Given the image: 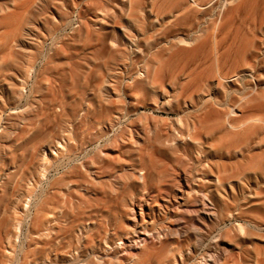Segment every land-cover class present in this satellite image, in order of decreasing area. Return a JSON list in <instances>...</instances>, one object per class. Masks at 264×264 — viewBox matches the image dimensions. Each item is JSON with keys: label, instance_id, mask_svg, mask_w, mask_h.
Masks as SVG:
<instances>
[{"label": "rangeland", "instance_id": "obj_1", "mask_svg": "<svg viewBox=\"0 0 264 264\" xmlns=\"http://www.w3.org/2000/svg\"><path fill=\"white\" fill-rule=\"evenodd\" d=\"M129 2L0 0V264H127L142 232L128 208L158 193L171 203L146 216L149 249L199 225L190 264H264V129L222 127L228 107L264 118V0ZM194 127L202 147L180 141Z\"/></svg>", "mask_w": 264, "mask_h": 264}, {"label": "bare ground", "instance_id": "obj_2", "mask_svg": "<svg viewBox=\"0 0 264 264\" xmlns=\"http://www.w3.org/2000/svg\"><path fill=\"white\" fill-rule=\"evenodd\" d=\"M134 0H130L129 5L132 8ZM22 23V22H20ZM19 26V25H18ZM13 33V32H12ZM183 42V41H181ZM184 43V42H183ZM186 43V42H185ZM184 43V44H185ZM189 43V42H187ZM164 64V63H163ZM158 69V68H157ZM156 69V70H157ZM155 70V72H156ZM156 74V73H155ZM146 75L148 77H150L149 75V71L147 70ZM154 77V76H153ZM238 74L233 75L231 78L233 79H237ZM220 85L223 86V82L222 81H226V78H220ZM255 81V80H254ZM155 84V83H154ZM256 84V83H255ZM25 90V89H24ZM160 94L162 95H167L168 91L165 87L161 88ZM206 99V98H205ZM201 102H203V98L200 99ZM192 106H196L197 102H190ZM219 107V106H218ZM236 115H237V111L235 108L232 107H228V110L226 112L225 115V119L222 122V127H225L227 130L230 131V133L233 136H238V135H244L247 134L249 132H251L254 129H264V118L263 117H259V116H255V117H250L248 119H245L241 122L235 123L236 122ZM120 124V118L116 117L112 122H111V128H116V126ZM220 124V123H219ZM218 125V124H215ZM113 134V133H112ZM111 134V135H112ZM117 135V134H116ZM119 137H116L115 141L118 140ZM179 139V138H178ZM180 141H182L183 143H188V144H197L199 147L203 146L204 143V139L201 137H197L196 134V127H194L193 131L192 129H189L186 133H182L180 134ZM231 141V140H230ZM229 141V142H230ZM68 145V139L65 140V143H58V148L60 149H66V146ZM161 148V147H160ZM54 152V151H53ZM55 155H58L57 152H54ZM151 154V153H149ZM148 155V154H147ZM146 155V156H147ZM150 156V155H149ZM46 158V157H45ZM150 159V158H149ZM262 161V160H260ZM260 163V162H259ZM48 165H51V162L48 161ZM153 168V167H152ZM180 168V167H179ZM154 169V168H153ZM152 169V170H153ZM248 170H251L248 169ZM156 173V172H155ZM157 174V173H156ZM47 176V175H46ZM97 176V175H95ZM94 177V176H93ZM244 175L242 174H238L235 176L236 182H242ZM140 178L145 181L146 180V172L142 171L140 174ZM181 178V177H180ZM206 178V177H205ZM178 179V178H177ZM47 180V179H45ZM208 182L211 183H221V178L220 177H214L213 179H206ZM48 181V180H47ZM124 181V180H123ZM91 182V181H90ZM126 182V181H125ZM44 183V182H42ZM93 184V182H91ZM40 184V183H39ZM31 185V184H30ZM41 185V184H40ZM159 187V186H158ZM39 188V187H38ZM232 188V187H231ZM179 190L182 191V195L185 193V196L187 198H192L193 194H195V190L194 189H188L186 192L183 189L182 186H179ZM36 193V192H35ZM123 194V192H122ZM35 196V194H34ZM121 196V195H120ZM254 196V195H253ZM174 199H176L174 197ZM118 200V199H117ZM194 202L196 203V212L198 214H201L202 220L206 221L207 218L210 217V215L213 213L212 210H210L207 206V204L201 200H199L197 197H195ZM161 201H163L164 203H161ZM28 202V201H27ZM170 199L168 200H163V198H161V195L158 193V195L153 196L151 198V200L147 203L146 200L144 199H139L137 204H132L131 207L128 208V211L130 213H132V217L136 220V212H135V208L134 206H136L139 210V216H140V220L137 221V226L140 227L141 229V234H137V236L135 237H129L128 238V242L129 244L127 246H129V250L127 251V256L126 259L123 260V262H126L127 264H144L154 253V251H159V252H167L168 251V243L171 241V239H176V241L179 244V249L177 250V252L175 254L172 255V257L169 258V260L172 262V264H190L192 263L191 261H195V258L193 256H191L190 254H185V250H184V246L183 244L185 243L183 241V237H187L189 238H194L195 241L197 242V244L199 246L203 245L204 243V239H203V235L201 233V228L199 227V225H194L191 228L186 229L185 232H182L181 235H179L177 233V231L175 230H171L170 228L167 229L165 231V234L161 236V234H158V239L160 241V245L159 247H152L149 249V241L155 239V235L152 233L151 230H148L146 227V216H151L154 215L156 212V209L158 211H163V210H168L170 207ZM28 206V205H27ZM114 206V205H113ZM26 207V206H25ZM145 207L148 208L149 212L145 211ZM15 215L17 216L18 214L15 213ZM31 215V214H30ZM53 216V215H52ZM51 216V217H52ZM234 216V215H233ZM31 217V216H30ZM242 221V220H241ZM245 222V221H244ZM152 225V224H151ZM226 225V224H225ZM15 226V225H14ZM16 228V227H15ZM19 228V227H18ZM135 228V227H133ZM227 228V227H226ZM225 229V228H224ZM16 230V229H15ZM14 230V231H15ZM19 230V229H17ZM21 231V230H20ZM223 231V230H222ZM133 232H136V228L133 230ZM155 233V232H154ZM184 235V236H183ZM217 235V234H215ZM18 237V236H17ZM16 237V238H17ZM213 237H215L213 235ZM213 237H211L213 239ZM222 237V234L220 235V238ZM210 238V239H211ZM120 243H116V248L120 249L121 252L126 251L125 247L126 243L122 241V239L118 240ZM208 241V240H207ZM211 241V240H210ZM217 241V240H216ZM227 241V240H226ZM209 242V241H208ZM173 244V243H171ZM204 247V245H203ZM174 248V247H173ZM113 250V249H111ZM141 250H145V252L141 253ZM8 253V251H7ZM125 253V252H124ZM123 253V254H124ZM222 253V252H221ZM77 254V253H76ZM119 254V253H118ZM201 254V253H200ZM95 255V254H94ZM222 255V254H221ZM88 257V256H87ZM96 257V256H95ZM106 257V256H105ZM109 257V256H108ZM198 257V255H197ZM208 259L206 263L204 264H219V259H218V255H214L212 252L207 251L205 255H203V259ZM224 258V256L222 257V259ZM96 259V258H95ZM164 259V258H163ZM161 261V260H160ZM164 261V260H163ZM194 263V262H193ZM201 264V263H200ZM221 264V263H220Z\"/></svg>", "mask_w": 264, "mask_h": 264}]
</instances>
